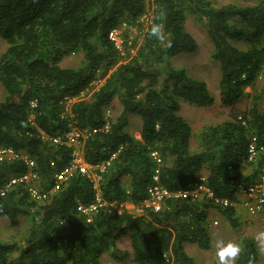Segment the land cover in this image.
I'll return each mask as SVG.
<instances>
[{"label":"trees","instance_id":"obj_1","mask_svg":"<svg viewBox=\"0 0 264 264\" xmlns=\"http://www.w3.org/2000/svg\"><path fill=\"white\" fill-rule=\"evenodd\" d=\"M148 2L0 0V40L6 44L0 55V147L34 158L45 189L69 165L72 151L51 139L65 136L72 124L88 134V162H103L121 149L103 177L107 204L92 222L78 211L79 204L95 196L85 175L70 177L45 200L31 199L24 185L0 197V230L4 218L28 222L21 237L3 240L0 232V264H101L104 257L116 264H195L185 244L212 249L210 209L226 216L235 230L242 226L234 205L225 207L207 195L170 197L160 210L142 213L120 212L113 205H138L148 197L157 169L153 150L164 160L160 183L170 191L192 189L204 176L211 191L233 202L241 188L260 181L264 166V156L247 159L251 137L264 139L259 103L264 95V0H151L144 41L136 56L125 58L109 40V31L124 20L136 23ZM189 16L205 26L221 70L219 102L230 108L229 120L202 129L196 149L193 127L180 114L183 102L208 108L217 96L205 79L172 61L199 49L187 29ZM155 24L162 26L163 42L150 35ZM74 54L82 56L80 64L65 65ZM261 77L262 90L240 108L251 99L247 88ZM101 79L100 88L73 104L72 116L63 115L66 96H79ZM35 99L38 107L32 110ZM116 100L121 110L107 115ZM133 121L140 124L138 134L130 129ZM24 170L21 162L0 163V186ZM260 258L255 239L244 236L235 264H256Z\"/></svg>","mask_w":264,"mask_h":264},{"label":"built area","instance_id":"obj_2","mask_svg":"<svg viewBox=\"0 0 264 264\" xmlns=\"http://www.w3.org/2000/svg\"><path fill=\"white\" fill-rule=\"evenodd\" d=\"M142 23H151V17L147 14H143L140 18ZM139 19L136 23H131L127 20L122 21L109 31V40L113 43L115 48L123 55H125V49L127 44L131 43L129 40V34L136 26L139 24ZM83 98V93L79 96H66L62 102L65 111L63 115L72 116V106L73 104ZM38 107V100L31 101V108L35 110ZM35 115L32 113L30 121L34 123ZM105 129H109V125H106ZM98 129H94L96 132ZM88 134L86 130L77 128L73 124L70 130L65 136H58L51 141L54 144L68 145L71 151V159L69 165L61 172L54 175V182L50 189H45L42 187L40 182L39 172L37 170V164L34 158L23 151H17L13 147H0V163L2 162H21L26 166V170L19 173H12L2 186H0V197L7 195L16 186L24 185L28 191L31 199L34 200H45L53 192L60 190L65 182L75 174H81L87 176L93 184L95 190L94 200L89 203H81L78 206V211L87 218V222H92L94 220L95 214L100 210L101 207L107 204L105 201L102 191L103 177L111 165L113 160L117 157L118 152L111 155L108 160L103 162L93 164L88 162L84 156V139H86ZM154 161L157 164V169L155 170L153 179L154 184L149 189L148 197L143 200L140 204H132L134 213H142L145 210H160L167 198H191L207 195L211 197L216 202L223 206H232V202L228 198H220L213 191L210 190L206 184V178L202 176L195 183L192 189H180L176 192L170 191L168 188L160 183V172L161 167L164 165V160L160 153L156 150L151 152ZM264 156V139L259 135H253L248 144L247 159L250 162L257 161L260 157ZM244 199V206L251 215H255L264 209V166L261 169L260 181L252 184H248L241 188ZM127 203H115V207L121 212L127 210ZM218 223V222H216Z\"/></svg>","mask_w":264,"mask_h":264},{"label":"rangeland","instance_id":"obj_3","mask_svg":"<svg viewBox=\"0 0 264 264\" xmlns=\"http://www.w3.org/2000/svg\"><path fill=\"white\" fill-rule=\"evenodd\" d=\"M216 1L219 3H228L232 2L233 0H211ZM243 2H255L256 0H240ZM147 10L144 14H147L151 17L153 12V6L150 3H147ZM187 29L188 31L197 39L199 43V49L194 53H183L175 56L172 61L175 65L182 66L186 65V69L193 74H196L208 83L210 89L217 96V102L206 108L196 107L191 105L187 102L184 103V107L181 109L180 114L184 117H187L189 122L193 127V137H192V147L196 149L199 144V135L202 129L205 126L215 125L226 120H229V111L230 108H227L220 104L218 98V90H219V81L221 70L218 62L212 57V43L208 38L205 26L193 16H189L187 20ZM149 26V22L147 24L142 23L139 19V24L129 34V40L131 43L127 44L125 49V55L131 59L132 57L136 56L138 50L140 49L145 34L147 32V28ZM6 49V44L0 40V55ZM129 59L123 60L125 62L129 61ZM82 61V56L79 54H74L67 57L64 60V64L68 66H78ZM105 82V79L96 80L92 83V85L87 89L84 90L83 97L90 96L95 90L100 88ZM263 87V77L259 78L256 84L252 87H248L247 91L252 93L251 99H246L242 105L239 107L244 108L248 106L253 101V96L255 94H259ZM4 94V89L0 85V99ZM260 106L264 109V95L260 100ZM121 110V104L118 100L114 102L110 107H108L107 115H115ZM133 132L138 134V130L140 129V124L137 121H133L130 128ZM133 205L127 203V210H133ZM242 218L241 222L243 223L239 230H235L231 225L230 222H226V229L228 230L227 241L226 242H234L239 246L241 250V239L244 236H252L255 237V234L261 231H264V211H261L256 216H248L241 213ZM253 218H255L253 220ZM247 222L249 223L247 225ZM2 226H1V238L3 240L10 238L11 236L17 235L21 237L24 233V228L27 226L28 222L25 219L19 218L18 220H13L10 218L2 219ZM221 225V224H220ZM219 229V227H217ZM213 229V228H212ZM5 238V239H4ZM217 237L213 238L212 240V249L210 250H202L198 246L188 245L191 257H193L195 264H217L216 258V249L214 247L215 240ZM128 243L126 241L123 242V246H127ZM199 248V249H196ZM240 252V251H239ZM203 254V255H202ZM262 258L264 259V251H262ZM236 260V259H235ZM101 264H116L114 261L108 257L102 258ZM123 264V263H120ZM264 264V263H263Z\"/></svg>","mask_w":264,"mask_h":264},{"label":"crops","instance_id":"obj_4","mask_svg":"<svg viewBox=\"0 0 264 264\" xmlns=\"http://www.w3.org/2000/svg\"><path fill=\"white\" fill-rule=\"evenodd\" d=\"M244 171H245V173H248V172H250V168L246 167V169H245V166H244ZM244 199H245V196H243L242 192L239 191V193L236 195V201L234 202V206L236 208V215L240 219L242 218L241 213H244L245 216L246 215H248V216H256L258 213L255 214V215H251L247 211L246 207L244 206ZM254 219L255 218H253V220ZM216 222H218V223H216ZM226 222H229L227 220L226 216H224L220 212L216 211L215 209H210L209 210V230H210V234L212 236V239L217 237V238L223 239L225 242L227 241L228 237H227L226 233H227L228 230L225 227L226 226L225 225ZM248 224L249 223L247 222V225ZM217 227H219V229ZM188 245H193V246L194 245L197 246V245L194 244V243H189V242L185 244V249H186L187 253L190 254V250H189ZM196 249H199V248H196ZM235 259L232 262V264H235V261H236ZM263 263H264V259L262 258V251H261V258H260L259 262H257L256 264H263Z\"/></svg>","mask_w":264,"mask_h":264},{"label":"clouds","instance_id":"obj_5","mask_svg":"<svg viewBox=\"0 0 264 264\" xmlns=\"http://www.w3.org/2000/svg\"><path fill=\"white\" fill-rule=\"evenodd\" d=\"M150 35L157 37L161 42L164 41V33L162 26L155 24L150 29ZM233 202V201H232ZM233 206V205H232ZM257 246L264 251V231L258 232L254 237ZM214 247L216 249L217 264H232L239 254V246L234 242H225L223 239L217 238Z\"/></svg>","mask_w":264,"mask_h":264}]
</instances>
